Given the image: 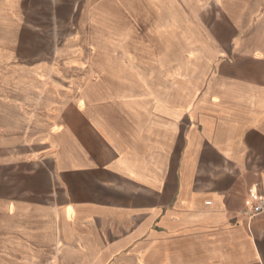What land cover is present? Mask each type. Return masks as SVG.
<instances>
[{"label":"crops","instance_id":"0c3cea01","mask_svg":"<svg viewBox=\"0 0 264 264\" xmlns=\"http://www.w3.org/2000/svg\"><path fill=\"white\" fill-rule=\"evenodd\" d=\"M206 2L0 0V264H264V0H215L229 44L106 39Z\"/></svg>","mask_w":264,"mask_h":264},{"label":"rangeland","instance_id":"374dc122","mask_svg":"<svg viewBox=\"0 0 264 264\" xmlns=\"http://www.w3.org/2000/svg\"><path fill=\"white\" fill-rule=\"evenodd\" d=\"M190 19L175 20V21H163L164 28H175L176 32H185V36H138V37H110L106 38L111 44H188V45H204V46H216L219 44H229L231 34L233 30V22L224 19L221 6L215 4V0H207L206 4L192 5ZM183 12V11H182ZM183 14L176 15V17L182 18ZM189 16V15H186ZM145 26L152 28L157 25V22H145ZM148 25V26H146ZM153 25V26H152ZM158 27V26H156ZM178 34V33H177ZM203 55L208 57L218 55L219 53L212 52L214 49L210 47L205 49ZM195 54L193 53V56ZM56 59L54 53H48V60L52 61ZM12 264V263H11ZM48 264H89L87 261H69V260H56Z\"/></svg>","mask_w":264,"mask_h":264},{"label":"built area","instance_id":"2783aa9c","mask_svg":"<svg viewBox=\"0 0 264 264\" xmlns=\"http://www.w3.org/2000/svg\"><path fill=\"white\" fill-rule=\"evenodd\" d=\"M246 204L250 206L252 217L264 213V193L255 186L250 190L249 200Z\"/></svg>","mask_w":264,"mask_h":264}]
</instances>
